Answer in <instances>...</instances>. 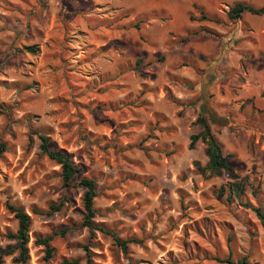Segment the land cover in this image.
<instances>
[{"label": "rangeland", "instance_id": "1", "mask_svg": "<svg viewBox=\"0 0 264 264\" xmlns=\"http://www.w3.org/2000/svg\"><path fill=\"white\" fill-rule=\"evenodd\" d=\"M236 2L264 6L0 0V253L15 243L10 202L31 216L28 264H85V247L93 264H264V226L217 197L228 175L203 177L205 145L189 147L204 109L234 172L252 182L242 199L264 210V15L230 20ZM197 7L218 23L198 21ZM40 135L81 168L69 186ZM82 176L96 181L94 222L129 240L125 252L83 225ZM50 204L61 208L31 212ZM37 237H51V257Z\"/></svg>", "mask_w": 264, "mask_h": 264}, {"label": "trees", "instance_id": "2", "mask_svg": "<svg viewBox=\"0 0 264 264\" xmlns=\"http://www.w3.org/2000/svg\"><path fill=\"white\" fill-rule=\"evenodd\" d=\"M199 18L198 21L217 22L214 16L207 14L202 8H198ZM244 13H250L253 15H264V6H254L245 2H236L227 11V17L230 20H238ZM190 19L194 20V17L190 16ZM135 28L139 29V23H135ZM207 33L215 34L210 29H203ZM27 50H34L33 46L25 47ZM138 63L141 61L137 59ZM210 116L204 113V109L196 117L195 123L199 126L197 133L190 135L189 147L193 148L197 141H201L205 145V155L207 162L204 166H198L197 170L203 177L219 176L223 172L226 173L229 179L221 184L217 189V197L223 199L228 205L233 204L235 201L238 205L251 209L264 226V210L259 203L253 204L248 200H243L246 185H252V182L248 179H242L237 173L234 172L233 166L230 162L231 154L224 153L223 148L209 124ZM40 148L42 153L50 160L55 162L59 166L60 177L62 183L65 186H69L73 179H75L81 172V168L75 164L72 156L63 148L56 147L49 142V137L46 135H40ZM5 150L4 144L0 145V153ZM79 184L83 186L84 192L82 194V203L84 208L83 225L89 229H97L101 232L110 234L114 242L120 246L125 252L127 250V244L129 240H123L118 237L114 232L105 229L102 225H98L94 222L93 218L95 210L93 207L94 198L96 197V181L92 177L82 176L79 179ZM252 194L256 195V191L253 189ZM6 207L14 216L17 221V227L14 232H8L7 236L15 241L12 247H9L6 251L0 253V256H13L12 262L15 264H28L29 261V247L30 240L29 231L31 227V216L22 207L16 204L7 202ZM61 205H48L47 209H39L32 207L31 212L39 215H51L55 211H59ZM51 237H37L35 242L43 245L45 248L46 256L51 257L52 248L50 247ZM85 264H93L91 259V251L88 247H85ZM77 262V261H75ZM228 263L232 261L227 260ZM245 260L237 261L232 264H245ZM65 264H71L65 263Z\"/></svg>", "mask_w": 264, "mask_h": 264}]
</instances>
